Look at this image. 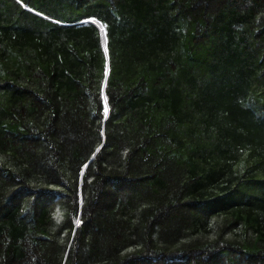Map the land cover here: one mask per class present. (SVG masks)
Wrapping results in <instances>:
<instances>
[{"label":"trees","instance_id":"obj_1","mask_svg":"<svg viewBox=\"0 0 264 264\" xmlns=\"http://www.w3.org/2000/svg\"><path fill=\"white\" fill-rule=\"evenodd\" d=\"M11 55L0 264H264V0H0Z\"/></svg>","mask_w":264,"mask_h":264},{"label":"snow or ice","instance_id":"obj_2","mask_svg":"<svg viewBox=\"0 0 264 264\" xmlns=\"http://www.w3.org/2000/svg\"><path fill=\"white\" fill-rule=\"evenodd\" d=\"M20 3L23 4V0H20ZM24 6L27 7V5H24ZM89 19L91 20L92 23L100 25V27L102 29L107 27V25L102 24L101 21L98 20V19H95V18H89ZM102 96H103V93H102ZM103 98H104L105 101H107V97L106 96H103ZM104 115H105V117L108 116V107H107V104H105ZM75 223L78 226L81 223V221L80 220H76Z\"/></svg>","mask_w":264,"mask_h":264},{"label":"rangeland","instance_id":"obj_3","mask_svg":"<svg viewBox=\"0 0 264 264\" xmlns=\"http://www.w3.org/2000/svg\"><path fill=\"white\" fill-rule=\"evenodd\" d=\"M15 62L16 57L14 55L9 56V58L5 62L0 61V74H3L5 72L6 66L12 65Z\"/></svg>","mask_w":264,"mask_h":264}]
</instances>
